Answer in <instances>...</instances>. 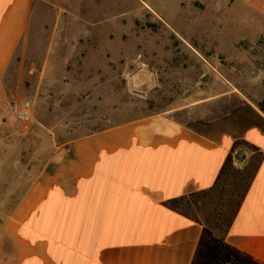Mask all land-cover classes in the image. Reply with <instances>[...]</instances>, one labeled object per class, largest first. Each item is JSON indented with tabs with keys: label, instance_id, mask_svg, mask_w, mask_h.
Here are the masks:
<instances>
[{
	"label": "rangeland",
	"instance_id": "1",
	"mask_svg": "<svg viewBox=\"0 0 264 264\" xmlns=\"http://www.w3.org/2000/svg\"><path fill=\"white\" fill-rule=\"evenodd\" d=\"M18 44L0 78V224L49 147L79 130L184 104L177 118L203 133L226 130L231 117L264 128V16L242 0H33ZM24 101L28 126L16 118ZM221 236L202 264H247Z\"/></svg>",
	"mask_w": 264,
	"mask_h": 264
},
{
	"label": "crops",
	"instance_id": "2",
	"mask_svg": "<svg viewBox=\"0 0 264 264\" xmlns=\"http://www.w3.org/2000/svg\"><path fill=\"white\" fill-rule=\"evenodd\" d=\"M242 1L264 16V0ZM32 3L0 0V78L28 30ZM58 73L68 74L66 58ZM187 107L79 130L49 147L0 224V264H192L202 226L163 203L211 188L229 155L244 168L253 153L233 149L238 140L261 158L224 246L247 264H264V128L231 117L236 127L203 133L177 118Z\"/></svg>",
	"mask_w": 264,
	"mask_h": 264
},
{
	"label": "trees",
	"instance_id": "3",
	"mask_svg": "<svg viewBox=\"0 0 264 264\" xmlns=\"http://www.w3.org/2000/svg\"><path fill=\"white\" fill-rule=\"evenodd\" d=\"M257 107L264 113L261 103L257 104ZM238 146H243L253 153L251 160L244 168L236 167L237 158L229 155L211 188L163 203L167 209L202 226L192 264H202V257L207 251L206 247L212 236L218 238L217 236L223 235L220 240L224 242L225 235L231 227L257 171L261 158L258 149L239 140L234 142L233 149Z\"/></svg>",
	"mask_w": 264,
	"mask_h": 264
},
{
	"label": "built area",
	"instance_id": "4",
	"mask_svg": "<svg viewBox=\"0 0 264 264\" xmlns=\"http://www.w3.org/2000/svg\"><path fill=\"white\" fill-rule=\"evenodd\" d=\"M16 118L19 123L28 126L32 121V106L29 101L21 103L16 112Z\"/></svg>",
	"mask_w": 264,
	"mask_h": 264
}]
</instances>
